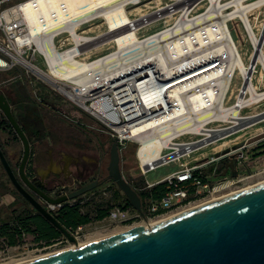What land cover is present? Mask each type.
I'll use <instances>...</instances> for the list:
<instances>
[{
  "label": "bare ground",
  "instance_id": "obj_1",
  "mask_svg": "<svg viewBox=\"0 0 264 264\" xmlns=\"http://www.w3.org/2000/svg\"><path fill=\"white\" fill-rule=\"evenodd\" d=\"M158 1L162 3V0ZM172 1L173 10L162 7L153 19H149V14H143L141 18L133 20V13L128 12L124 0H49L40 3V12L34 7L29 11L32 23L38 25L45 17L54 29L49 35L52 43L48 57L49 71L38 72V75L58 88L73 108L84 111L96 123L108 129L107 117L114 116L104 112L99 101L88 105L90 98L94 101L102 98L108 103L112 99L118 108L133 118L129 115L132 114L129 109L133 105L129 103L136 101L138 93L145 87L139 85L143 88L139 89L137 82L150 78L151 86L160 88L157 95L156 92L150 94L151 99L145 96L144 101L155 104V107L160 100L164 104V108L161 107L165 110L163 115L156 114V109L152 114L145 110L142 111L145 119L137 124L122 121L112 125L121 138H132V141L139 143L137 152L144 164L156 161L160 152L168 147L178 151L183 149V146H169L172 138L166 135L169 131L175 134L176 130L182 131L179 130L181 127L192 124L189 126L191 128H187L195 134L207 135L203 142L208 143L215 136L222 138L225 134L223 130L207 129L208 122L231 121L235 123L234 131H240L242 127H251L259 119H264V115L245 118L238 114L246 103L264 96V93L259 94L254 84L259 64L264 75V37L261 38L264 23L258 34L251 21V12L263 8L264 0L250 6H246L244 0H234L236 9L231 14H225L219 0H210V9L196 19H190L196 13V8L192 9L193 0ZM139 3L136 2L137 5ZM88 15L103 17L112 30L94 38L83 37L78 33L79 24ZM143 17H148L150 24L157 17H162L169 25L148 38H141V30L145 27ZM175 18L179 22L174 26L171 22ZM237 19L243 23L253 46L250 55L252 66L246 64L245 54L230 26V22ZM129 24H133L134 28ZM60 25L70 32L76 44V47L68 48L63 53L57 51L52 40ZM215 56L219 58L209 61ZM218 59L220 64L216 63ZM200 63L204 64L195 66ZM187 69L192 70L184 73ZM180 72V76L163 81L165 76L173 77ZM238 73L245 79L244 86L239 91L241 94L236 96L234 105L229 107L228 102L235 95L233 83ZM248 95L252 98L246 101ZM108 131L112 133V130Z\"/></svg>",
  "mask_w": 264,
  "mask_h": 264
},
{
  "label": "rangeland",
  "instance_id": "obj_2",
  "mask_svg": "<svg viewBox=\"0 0 264 264\" xmlns=\"http://www.w3.org/2000/svg\"><path fill=\"white\" fill-rule=\"evenodd\" d=\"M173 3L174 1L170 0H162V3H159L158 0H148L141 5H130L128 12H132L133 18L135 19L141 18L143 14H149V19H153L155 18L154 14H156L158 9L162 7H170L173 10ZM211 5V2L208 0H193L192 9L194 10L196 8V13L190 19H196V17L205 14L210 9ZM139 8L140 11L138 10ZM230 13L231 12L228 13L226 11L225 14ZM147 18L148 17L142 18V21L145 22V27L141 30V38H148L150 35L164 30V28L169 25L162 17H157V19L153 20L154 22L151 24L148 23ZM82 19L84 22L91 21L81 27L80 33L84 37L94 38L101 33L109 32V25L103 17H100L99 15H88V17ZM251 21L256 32L260 34L264 23V7L260 10L251 12ZM178 22L179 19L177 20L175 18L171 23L175 26ZM230 26L236 40H238L240 44L242 53L245 54L246 64L252 66L253 61L250 59V55L253 46L250 43L243 23L237 19L231 21ZM67 36L68 34L65 35V37ZM70 42H72V40ZM69 43H67L66 46L64 45L65 47L63 51H66L71 47ZM106 52L108 51H105L104 53ZM40 65L43 66L42 63ZM14 75L15 73L0 74V84L14 77ZM244 82V77L238 73L233 83L235 95L233 99L228 102L229 107L234 105L236 102V96L241 94L239 91L241 87L244 86ZM254 84L259 94H263L264 75L263 68L260 64L257 66V71L254 75ZM21 85H25L22 87L32 95V98L37 103L45 105L46 120L48 122H46L48 127L46 135L47 143L50 144L51 147L53 145L57 152L68 154L66 156H69V154L80 156L87 154L97 157L105 154L106 164L102 169V176L104 178L107 176L106 169L110 161L109 155L111 147L115 142L118 145V151L121 156V169L123 175L129 182H131L132 179L141 180L142 178L154 183L179 169V164L177 162H172L150 172L146 177H142L139 171V160L137 156L139 143L130 141L121 145L116 134H110L106 127L93 121V119L84 111L73 108L70 101H68L66 96L58 88L54 85L45 83L38 75H35L28 81L24 80L21 82L6 83L2 85L3 87L0 88V92L6 94L7 97L11 99L15 96L16 87L21 88ZM251 98V95H248L246 101H249ZM245 105V108L238 113L240 114V117L247 118L256 115H264V96L255 101L246 103ZM258 121L259 122L256 125L251 127H242L240 131H234L235 123H232L231 121L215 120L213 122H208L209 124L206 126L207 129L223 130L222 133L224 132L225 134L222 139H219V141L212 143L210 146L197 151L192 158L187 159L185 162L195 164V159H202L205 157L211 159L225 150L236 149L245 154V161L243 162V166L245 167L243 169L245 170L244 173L259 171L261 174L260 176H256L245 183L232 188L230 191H238L259 184L260 182H264V119H259ZM9 125L8 120L0 110V142L3 149L8 154L7 157L9 161L12 160L14 162L12 165L14 170L17 171L18 163L23 156V143L12 126L10 127ZM108 134L111 136L109 137ZM221 164H223V162L220 161L214 163V165ZM223 169H225L224 166ZM110 184V182H107L102 185L101 188L109 187L108 185ZM115 186H112L113 188L107 191L106 195H103L102 192L98 193L95 197H90L88 200H85L86 202L81 205L80 209L82 214L89 215L92 219V222L83 230L86 238L83 239L81 243L90 242L112 233L115 234V232L121 230L120 227L114 229L111 222L107 219L103 221H97L96 219L99 211H109L112 206L117 205V201L119 200H116L115 194L117 193L118 186ZM14 189L16 188L10 181L0 160V195L5 193L15 195ZM226 194L227 193H225V195ZM16 208H19L17 200L9 206H0V213L2 216L6 217ZM49 245L50 243H35L34 238L28 235L16 246H8L4 239H0V264H16L71 247L70 244H65L60 247H48Z\"/></svg>",
  "mask_w": 264,
  "mask_h": 264
},
{
  "label": "water",
  "instance_id": "obj_3",
  "mask_svg": "<svg viewBox=\"0 0 264 264\" xmlns=\"http://www.w3.org/2000/svg\"><path fill=\"white\" fill-rule=\"evenodd\" d=\"M0 110L23 143L17 171L0 145V160L10 181L40 215L76 243L70 229L47 210L46 204L78 200L95 189L97 183L59 196L46 192V177L39 181L27 173L32 156L29 130H23L4 93H0ZM228 152L216 156L221 158ZM120 161L115 142L110 151L109 177L130 205L142 211L141 196L124 177ZM222 162L223 175L229 168L234 177L238 175L236 162ZM23 264H264V182L163 219L151 228L136 226Z\"/></svg>",
  "mask_w": 264,
  "mask_h": 264
},
{
  "label": "built area",
  "instance_id": "obj_4",
  "mask_svg": "<svg viewBox=\"0 0 264 264\" xmlns=\"http://www.w3.org/2000/svg\"><path fill=\"white\" fill-rule=\"evenodd\" d=\"M48 1L49 0H0V74L4 75L15 73L14 77L2 82V84H0V88L6 83H15L24 80L28 81L31 80L35 75H38V72L46 73L49 71L48 57L52 51V43L49 35L54 29L51 27L49 21L46 20L45 17L39 21L38 25L32 23L29 18V11L33 10L32 7H34L37 12H40V3ZM124 1L125 6L128 9L130 5L136 6V2H140L138 5H141L148 0ZM257 1L258 0H244L243 3L246 6H250ZM219 3H221V5L225 8V11L228 13H233L236 9L234 0H219ZM131 18L135 20L133 15ZM82 20L83 19H81L79 24V34H81V27L91 22H84ZM62 26L63 25H60L58 27L60 29H58L52 39L55 43L57 51L61 53L64 52L63 49L67 43L72 40L70 32L66 31L64 27L62 28ZM129 26L134 28L133 24H129ZM108 28L109 31L112 30L110 27ZM66 34H68L67 37H65ZM69 44L71 45V49L76 47V44L73 40ZM217 58H219V56L212 57L209 59V61H213ZM41 63L43 66L40 65ZM216 63L220 64V60L218 59ZM202 64L204 63H200L195 66H202ZM192 69L184 70V73L191 72ZM181 74L182 73L180 72L173 77L165 76L163 81L176 78ZM38 76L41 77L40 75ZM149 80L150 78H147V80H140L137 82V86L140 85L143 87L145 85V87L143 89L139 86V89L143 90L138 93L136 101L129 103L130 105H133V107L129 109L130 112H132V114L129 113V115L134 116L133 118H130L122 111V109L118 108V106L115 105L116 101L113 102L112 99L110 100L111 103L104 101L102 98L96 101L90 98L87 102L88 105H92L94 102L99 101L103 106L104 112L114 116L107 117L108 124L106 126L109 130H112V135L113 133L116 134V137L121 145L132 141V138H121L119 133L113 129L112 125L120 124L122 121L130 123V125L137 124L141 120L145 119L142 112L145 110H147L149 114H152L156 109L158 110L156 113L158 115H163L165 111L164 109H161V107L164 108V104L160 103V100L157 101L155 107H153L155 104L151 105L144 101L145 96L150 98V94L156 92L155 95H157V92L160 90L159 87L151 86L152 84ZM43 81L49 84L46 80L43 79ZM208 124L209 123H206V126ZM191 125L192 124H189L186 127H181L179 130L182 131L176 130L175 134H172L171 131L167 132L166 134L172 136L170 141L171 145L169 146H183L182 150L178 151L176 149H169L168 147L160 152L156 161L149 162L148 164H144L137 154L139 160V171L142 177H146L150 172H153L159 167L168 165L172 162H177L179 164V169L154 183L145 180L146 188H152L155 185L166 183L169 190L160 201L148 202L143 207L142 211H137L132 206H126V204L112 206L106 219L111 222L114 229L120 227L121 229L125 228L123 230H127L136 226L151 228L155 223L163 219H167L188 209L223 197L225 196V193L228 195L243 190L240 189L238 191H230L232 188L245 183L249 179L260 176L261 172L259 171L244 173L245 170L243 169L245 167L243 166V162L245 161V154L236 149H228L229 152L223 155L221 158H217V156H215L211 159L206 157L202 159H195V164L185 162L187 159L192 158V156H194L197 151H200L210 146L212 143L219 141V139H222L215 136V138L210 142H203L206 140V138H208V136L193 133L191 130H189V128H191L189 126ZM153 129H151L150 132H152ZM232 158L235 159L238 170V175L236 177L232 175V170L230 168L228 169L227 174L223 175L225 172V169H223V166L225 168L224 164L214 165V163L217 161L222 162V159L230 160ZM27 173L32 178L33 172L30 171ZM248 188H250V186ZM109 190L110 187H106L95 193L89 194L90 196L87 199L80 198L78 200L69 201L67 204L71 206L82 205L86 202L85 200H88L90 197H95L101 192L103 195H106L107 191ZM16 200L17 198L13 194H2L0 195V206H9ZM67 204H46V208L56 217L58 211ZM69 229L76 238V243L71 242L66 236L63 235L62 237L51 241L48 247H60L65 244H70L71 247L68 249H71L81 245L83 239L86 238L85 234L83 233L84 228L80 226L77 229ZM63 250L56 252L58 253ZM54 253L55 252H53V254Z\"/></svg>",
  "mask_w": 264,
  "mask_h": 264
},
{
  "label": "flooded vegetation",
  "instance_id": "obj_5",
  "mask_svg": "<svg viewBox=\"0 0 264 264\" xmlns=\"http://www.w3.org/2000/svg\"><path fill=\"white\" fill-rule=\"evenodd\" d=\"M22 86L25 85H21V88L16 87L15 96L8 99L13 105V112L19 120L23 130L26 133L27 130H29L31 144L34 148L36 140L39 145L41 143H45L44 141L47 139L46 135L48 122L46 120L45 105L37 103L32 98V95ZM66 155L68 154L56 152V155L54 156V160L61 165V172L57 173L55 171H51L47 174L44 183L45 191L49 194L53 196L64 195L70 191L77 190L82 186L97 183V187L86 194L89 195L99 191L102 185L107 182L111 183L108 185L110 189L113 188L112 186H115V183L109 177V165L106 169V178L102 176V169L106 164L105 154L97 157L87 154H83V156L69 154V157L67 156L68 158L65 157ZM227 161L235 162V159L232 158ZM41 177L44 176H37L36 178L40 181Z\"/></svg>",
  "mask_w": 264,
  "mask_h": 264
},
{
  "label": "trees",
  "instance_id": "obj_6",
  "mask_svg": "<svg viewBox=\"0 0 264 264\" xmlns=\"http://www.w3.org/2000/svg\"><path fill=\"white\" fill-rule=\"evenodd\" d=\"M9 126L11 127V125ZM0 145L3 148L1 142ZM4 153L7 156L5 150ZM130 183L141 196L143 207L148 202L160 201L169 190L166 183L155 185L152 188H146L145 180L142 178L141 180L132 179ZM14 192L17 197L19 208L14 209L6 217L2 216L0 213V239H4L8 246H16L21 243L27 235L32 236L35 243H51V241L63 236V234L40 215L16 189H14ZM115 196L116 200H119L117 201V205L126 204V206H131L128 198L122 194L120 189L117 188ZM80 208L81 205L71 206L67 204L58 211L56 218L65 227L72 229H77L82 225L91 223V217L89 215H83ZM108 215L109 211H99L96 219L97 221H101L108 217Z\"/></svg>",
  "mask_w": 264,
  "mask_h": 264
},
{
  "label": "crops",
  "instance_id": "obj_7",
  "mask_svg": "<svg viewBox=\"0 0 264 264\" xmlns=\"http://www.w3.org/2000/svg\"><path fill=\"white\" fill-rule=\"evenodd\" d=\"M44 142L45 143H41L38 145L37 140H36L35 147L34 148L32 147L33 156L29 160L30 162L27 166V172H30V171L33 172L32 178H36L37 176L46 177L47 174L50 173L51 171H55L57 173L61 172V165L56 160H54V156L56 155V152H57L56 148L53 147V145L51 147L50 144L47 143V141H44ZM65 157L68 158L69 156L68 157L65 156ZM10 162L13 165L14 162L12 160H10ZM89 196L90 195H85L81 199H87ZM106 218H104L103 220H105ZM103 220H101V221H103ZM88 225L89 224L82 225V227L86 228ZM121 231H124V230L121 229L120 231L115 232V234L119 233ZM113 234L114 233L109 234L107 236H110ZM107 236H104V237H107ZM104 237H102V238H104ZM99 239H101V238H99Z\"/></svg>",
  "mask_w": 264,
  "mask_h": 264
}]
</instances>
